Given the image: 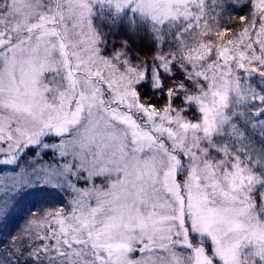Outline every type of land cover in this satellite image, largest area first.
<instances>
[{
  "label": "snow or ice",
  "instance_id": "snow-or-ice-1",
  "mask_svg": "<svg viewBox=\"0 0 264 264\" xmlns=\"http://www.w3.org/2000/svg\"><path fill=\"white\" fill-rule=\"evenodd\" d=\"M228 3L0 0V164L33 146L54 161L0 179V221L24 187L68 193L0 264H19L18 239L25 264H264V0L225 40ZM93 17L147 28L157 54L129 57L126 39L106 58Z\"/></svg>",
  "mask_w": 264,
  "mask_h": 264
},
{
  "label": "trees",
  "instance_id": "trees-1",
  "mask_svg": "<svg viewBox=\"0 0 264 264\" xmlns=\"http://www.w3.org/2000/svg\"><path fill=\"white\" fill-rule=\"evenodd\" d=\"M243 3L245 0H240L241 6H234V10L229 13L227 19L220 22V30L225 28L229 29L226 31L225 36L230 37L239 30L240 26L242 29V24L239 21L240 15L247 16L250 11L249 7H244ZM231 3H228V7ZM226 12L228 9H225ZM213 13L208 12L207 18L209 23H212L211 17ZM120 23L113 25L112 27H107L105 29V36L107 37V44L105 45V51L110 56L115 52L123 51L120 47L121 43L126 39L128 41V55L132 58H138L141 61L147 60L151 61L153 55L157 53L153 50L152 44L154 43L148 37L150 33L145 27H137L135 32L126 31L128 28V23L119 21ZM217 25H213L216 28ZM203 27V20L201 21V28ZM199 29H197L198 31ZM200 29V31H202ZM235 38L236 36H232ZM157 48L162 46L156 45ZM165 49V48H164ZM163 49V51H164ZM167 54V51H164ZM135 62V61H134ZM141 92H147V87L140 89ZM151 95V93H148ZM153 103L158 106H163L164 101L153 97ZM66 196L62 190L54 189L48 186H33L27 191L21 192L18 195L17 206L11 211L7 219L0 221V259L5 258V250L3 244L9 240L11 236H16L21 232V229L25 226L26 220L29 218L31 213L33 216H40L44 207L56 205L62 206L66 202ZM16 244L21 247L24 254L19 257L13 256L12 260H19V264H25L27 257V241L26 240H16Z\"/></svg>",
  "mask_w": 264,
  "mask_h": 264
},
{
  "label": "rangeland",
  "instance_id": "rangeland-1",
  "mask_svg": "<svg viewBox=\"0 0 264 264\" xmlns=\"http://www.w3.org/2000/svg\"><path fill=\"white\" fill-rule=\"evenodd\" d=\"M209 2H210V0H209ZM226 2H227V0H226ZM234 6H235L234 4H231V6H229V7L227 6V9H228L227 12H226L225 9H220V8H217L216 9V12L217 13L223 12L224 19L221 20V22H223V21H225L227 19L229 13L234 10ZM97 8H98V6H97ZM93 21H94V25L104 35H105V29L107 27L110 28L113 25L115 26L116 24L120 23L119 21H117L115 24H109L106 21L101 20V19H99L97 17H93ZM121 21H123L124 23H128V21L126 19L125 20H121ZM137 27H139V25ZM202 28H200V29H202ZM200 29L198 31H200ZM219 30H220L219 25H217L216 28H214V31H219ZM241 30L242 29H241V26H240V28L236 32V34H234L232 36H237V34H239L241 32ZM232 36H230V37L225 36L224 39L226 40L228 38H233ZM213 39L214 40H219L220 38L219 37H216L215 35H213ZM205 42H207V41H205ZM99 46L101 47V55H104L106 58H109V57H111L113 55V54H111L109 56L107 54V52L105 51V45L104 44L99 45ZM164 51H167V53H168V49L167 48H165ZM249 132H251V129H249ZM254 139L257 141V147H259L258 130H257V133L254 134ZM53 142H57L58 143L59 142L58 138L55 141H53ZM37 151H41L40 148H39V146H33L31 149H25V153H22L21 154V158L17 162V164H15V165H3V164H0V179H3L4 182H6V183H10L11 182V179H10L11 176L20 171V165L22 163L28 161L30 158L35 157V152H37ZM52 156H53V151L51 149H49V150L42 151L41 152V157H35V159H36V162L37 163H43L45 161H47L49 163H52V162H54L51 159ZM2 159H4V154L0 153V160H2ZM33 186H41V185H32V186L24 187L23 189H21V191H20L19 194H21V192H23V191H27V190L31 189ZM78 186H81V187L84 186L83 185V181H81L78 184ZM48 187H50V186H48ZM54 189H58V188H54ZM62 191H63L64 195L66 196V198L68 199V193H67V191L66 190H62ZM67 199H66V201H67ZM15 200H16V202H15L14 208L17 206L18 195L15 197ZM13 209H12V211H13ZM33 217H38V216H33ZM132 256H133L134 259H136V258H139L140 254L139 253H133Z\"/></svg>",
  "mask_w": 264,
  "mask_h": 264
}]
</instances>
